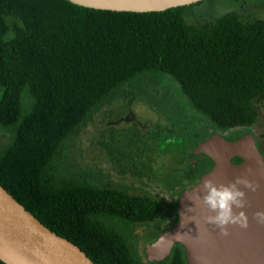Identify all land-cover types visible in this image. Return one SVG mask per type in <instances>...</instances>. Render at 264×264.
<instances>
[{
	"label": "trees",
	"instance_id": "trees-1",
	"mask_svg": "<svg viewBox=\"0 0 264 264\" xmlns=\"http://www.w3.org/2000/svg\"><path fill=\"white\" fill-rule=\"evenodd\" d=\"M192 5L126 12L69 0H0V129L12 135L0 153V184L95 264H139L128 227L167 213L150 195L63 173L67 139L104 99L137 77L162 73L222 133L258 120L264 19L226 13L189 21ZM198 163L214 165L205 154ZM167 264H187L182 244L172 247Z\"/></svg>",
	"mask_w": 264,
	"mask_h": 264
},
{
	"label": "rangeland",
	"instance_id": "rangeland-1",
	"mask_svg": "<svg viewBox=\"0 0 264 264\" xmlns=\"http://www.w3.org/2000/svg\"><path fill=\"white\" fill-rule=\"evenodd\" d=\"M226 13L248 21L264 19V0H201L191 6L187 17L218 19ZM149 76L118 87L98 105L67 139L62 165L68 176L158 199L167 210L157 223L162 225L175 218L179 192L191 188L190 155L203 139L220 136L235 142L249 132L247 137L264 156V102L256 103L258 120L252 128L222 133L195 111L172 77ZM11 141L12 135L0 129V153ZM122 167L134 168L138 174L123 173ZM142 232L143 228H136L131 234L137 241L133 251L138 263L160 264L147 257Z\"/></svg>",
	"mask_w": 264,
	"mask_h": 264
},
{
	"label": "water",
	"instance_id": "water-1",
	"mask_svg": "<svg viewBox=\"0 0 264 264\" xmlns=\"http://www.w3.org/2000/svg\"><path fill=\"white\" fill-rule=\"evenodd\" d=\"M81 6L126 12H160L201 0H69ZM214 163L201 179L227 184L236 177L250 180L255 190L245 189L248 226L229 225L223 235L206 223L207 207L198 199L200 181L186 189L178 203V221L147 249L152 262L167 259L174 244L183 245L187 264H264V223L255 213L264 210V156L252 138L228 141L222 137L200 143L190 158L189 174L198 158ZM235 158H241L235 163ZM190 176V175H189ZM241 187H243L241 185ZM202 195V193H201ZM0 259L7 264H95L79 246L49 230L0 184Z\"/></svg>",
	"mask_w": 264,
	"mask_h": 264
},
{
	"label": "clouds",
	"instance_id": "clouds-1",
	"mask_svg": "<svg viewBox=\"0 0 264 264\" xmlns=\"http://www.w3.org/2000/svg\"><path fill=\"white\" fill-rule=\"evenodd\" d=\"M199 185L202 187L198 193V199L209 211L206 216L207 224L215 226L223 235L228 234L229 225H239L242 228L248 226V215L245 211V189L255 190L250 180L236 177L235 180L227 184H217L210 178L201 179ZM255 217L258 222L264 223V210H258Z\"/></svg>",
	"mask_w": 264,
	"mask_h": 264
},
{
	"label": "flooded vegetation",
	"instance_id": "flooded-vegetation-1",
	"mask_svg": "<svg viewBox=\"0 0 264 264\" xmlns=\"http://www.w3.org/2000/svg\"><path fill=\"white\" fill-rule=\"evenodd\" d=\"M211 168L212 167L208 169L206 168L207 169L206 170L204 167L201 168L200 164L198 163L197 170L194 173H191V174L188 173V175H190L188 176L189 184H190L189 187H193L195 184H197L200 181V179L203 177V175H205L207 171H209V169ZM174 220L175 218L167 219L162 225L157 224L160 220H157L155 222L133 223L128 227L126 233L132 241L133 248H135L137 241H136V238H133L131 236V234L132 232L136 230V228H143V232L140 236H141L142 241L145 242L144 251H146L149 245H151L160 235H162L163 233L167 232L168 230L174 227V224H173ZM167 259L162 260L160 264H167ZM151 263H154V262H151Z\"/></svg>",
	"mask_w": 264,
	"mask_h": 264
}]
</instances>
